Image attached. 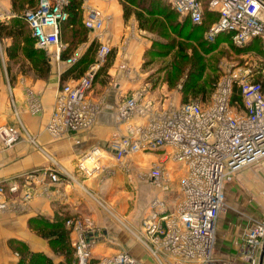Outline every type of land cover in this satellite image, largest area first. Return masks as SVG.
Masks as SVG:
<instances>
[{"label":"built area","instance_id":"obj_1","mask_svg":"<svg viewBox=\"0 0 264 264\" xmlns=\"http://www.w3.org/2000/svg\"><path fill=\"white\" fill-rule=\"evenodd\" d=\"M166 1L191 23H203L205 12L201 0ZM70 3L71 0H39L36 7L24 11L37 46L40 49L55 46L57 58H61L60 35L62 24L69 18ZM208 7L219 14L205 34L208 41L227 32L237 47L258 38L264 49V0H209ZM85 10L84 26L100 33L105 27L104 13L91 5ZM110 50L109 45H101L89 72L61 86L48 124L50 132L60 135L91 127L96 109L87 96ZM77 59L73 55L66 62L72 66ZM249 77L246 69L228 71L218 81L208 105L199 99L179 104L169 101L165 109L153 110V102L144 101V92L140 90L117 110L118 118L126 122V133H113L108 143L115 161L122 163L138 151L167 149L171 159L186 167L180 183L182 197L175 211L168 212L163 199L155 198L143 220L146 236L143 242L159 264L217 263L216 226L226 204L225 185L235 172L264 158V84ZM234 94L241 98V111L235 107L239 102L234 100ZM19 138L17 127L0 125L1 147H12ZM100 150L95 148L87 156H96L92 169L81 163L89 176L102 169ZM41 173L53 182L61 180L59 173L52 169L46 168ZM141 175L168 191L171 180L163 164H156ZM18 189L17 183L8 188L11 193ZM5 192V183L1 182L0 212L8 208ZM24 194L25 199L32 197L29 192ZM66 224L75 235L72 239L74 264H143L125 248L96 257L92 249L101 231L90 217L68 218ZM236 248L240 262L264 264V220L248 227Z\"/></svg>","mask_w":264,"mask_h":264},{"label":"crops","instance_id":"obj_2","mask_svg":"<svg viewBox=\"0 0 264 264\" xmlns=\"http://www.w3.org/2000/svg\"><path fill=\"white\" fill-rule=\"evenodd\" d=\"M208 2L209 0H201L202 7ZM87 5L104 13V29L100 33L87 30L85 39L77 36L73 39L69 37L70 28L62 26L60 38L65 58L61 57L62 51L61 58L56 57L55 46L49 48L52 51L48 56L50 70L44 77L30 63L28 69H9L7 62L16 60L19 54L21 58L24 55L19 53L10 58L7 51L13 45L12 39H0V125L17 127L20 133V138L12 147L0 146V183H5L9 203L8 208L0 212V264H18L22 256L21 250H28L30 254H45L54 264H69L65 253H60L55 243L49 238H43L31 226L30 222L37 218L59 221L88 216L97 223L101 231L92 249L94 255L100 257L116 253L118 250L110 246L115 228V221L110 217L112 211L98 202L95 196L96 190L104 189V185L99 188L102 186L100 182L104 181H98L94 175H87L81 168V163L95 148H99L102 149L101 154L108 155L98 156L101 158L100 172L109 174L113 170L110 166L115 159L108 143L113 133H126V122L118 118L117 110L136 91L143 90L142 98L153 102V110L168 107L166 80L149 79L148 72L139 69L143 53L150 44L147 38L157 33L140 24L136 10L126 14L121 0H82L83 19ZM205 9V22L210 23L219 16L210 7L204 8V12ZM16 14L12 0H0L1 22L8 23V19ZM224 34L230 33L224 32L216 37ZM72 42L73 45L70 44ZM103 44L116 49L117 57L108 71H102L103 74L97 72L93 87L88 92L87 97L96 109L94 123L87 129L65 131L60 135L50 132L48 124L61 86L73 83L89 72L94 62L92 58L97 57V51ZM73 55L78 56V59L70 66L66 60ZM27 61L29 62V58ZM78 62L80 65L76 66ZM196 99L205 105L202 99ZM238 104L241 106L240 102ZM137 119L136 117L135 121ZM125 159L122 163L115 162L127 170L131 182L136 181L144 187L154 184L141 174L156 164L164 165L171 183L175 185L174 194L169 195L170 189L162 194L166 200L164 203L167 202L164 205L168 212L175 211L182 197L180 183L186 173L185 165L171 159L167 149L138 151ZM255 164L243 167L235 174L243 170L249 172V167ZM46 168L58 172L61 180L53 182L48 176H43L41 171ZM90 168L92 169L91 166ZM235 174L225 185L226 204L218 216L214 246L216 264H244L236 257V246L248 227L264 220V205L256 209L252 205L247 207V203L244 206L236 203L234 198L239 189L234 186ZM12 183L19 185L15 193L8 190ZM26 192L32 194L30 199L24 198ZM73 237L75 235L72 232L71 241ZM131 252L143 264L151 259L149 252L140 256ZM74 260L75 253L70 264H74Z\"/></svg>","mask_w":264,"mask_h":264},{"label":"rangeland","instance_id":"obj_3","mask_svg":"<svg viewBox=\"0 0 264 264\" xmlns=\"http://www.w3.org/2000/svg\"><path fill=\"white\" fill-rule=\"evenodd\" d=\"M206 6L207 5L205 4L203 7L206 8ZM123 8L131 10L129 6H123ZM16 16L19 17L17 14L12 17ZM12 17L8 19L9 22L12 20ZM179 19L183 21L186 18L179 15ZM189 29L196 31L194 32L196 34L200 33L202 36L204 35L205 29L203 27H201L202 30H200V28L190 25ZM153 31L157 34L151 36L149 35V38H147L150 40V44L143 53L144 56L139 69L140 71L148 72L149 79L157 78L163 81L166 80L168 101L172 100L180 103L184 101L183 81L187 73H201L203 75V79L209 78L210 76L212 77L211 79L216 78L214 83L211 84V91L209 94L204 98L198 97L202 99L205 105L210 103L211 95L217 87L218 81L222 79V77H225L230 70L240 68L243 70L246 69L249 72V78L252 81H261L264 83V49L261 48L260 45H255V48H253L252 43L240 48L233 47L231 44L225 42L227 41L226 37L220 38L215 42V44H212V48L205 55L206 59L203 61L205 64L204 70L203 68L201 70L198 68L192 69L188 66L186 70L183 71L179 79L174 82H170L167 80V74L170 71L169 64H171L170 60L173 59L174 53L170 52L165 54V52L169 49L168 44H170L171 39L166 37L162 38L159 35L158 27H156ZM173 36L177 37V32L173 33ZM179 39L180 37L178 40ZM196 44L197 41L190 43L191 46ZM191 46L185 44L184 50H180L178 52L181 59H187L188 57H193L194 54H196L195 49L198 48L199 45L195 49ZM33 47L37 48L35 43L33 44ZM259 48L261 52L258 50ZM26 49H28V46H26ZM179 49L180 47L178 50ZM44 50L47 56H49L50 52H52L49 48ZM20 53L23 54V52ZM107 55L108 56L104 64L97 70L99 74H103L102 71H106L115 62V58L117 57L116 49L111 48ZM214 58L217 59L215 64H213ZM94 59L95 58L93 57V60ZM27 60L28 58H26L25 53L23 58H21V55L19 54L16 60L7 62V65L9 64V69L11 70L13 68L24 70L29 68L30 62ZM235 107L237 110L241 109L239 104ZM111 164L110 167L113 170L109 172V174L104 171L100 172L102 169L97 172L98 174H92L96 176L98 181H104L100 182L102 186H99V188H101L104 185V189L96 190L95 196L98 202L102 203L104 207H109V209H111L110 212L112 211V213H110V217L112 216L113 221H115V228L113 230L114 236H112V239L110 240V244L112 245H109L114 248V250H121L124 248L129 249L134 251V253L138 256L142 254L145 255V253L149 252L151 259L146 264H159L157 258L153 257L152 253L148 251L146 244L143 242L146 239L143 231V220L147 217V212L151 211V204L153 200L155 198H162L164 199L163 201H166L162 194L168 191H163L156 185H146V187H144L141 183H136V181L131 182L129 180V176H127L129 173H127L125 168L121 167L115 161L114 163L111 162ZM249 168L251 171L244 172L243 170V172L235 174L233 178L234 186L239 189V193L238 195L236 194L237 196H235L234 199L236 200V203L241 206H244V204L247 203V207L252 205L255 206L256 209H259L261 205H264V159L258 160L255 165H252ZM174 187L175 185H173L170 181L169 189L171 191L169 195L174 194ZM253 208L254 207H252V209Z\"/></svg>","mask_w":264,"mask_h":264},{"label":"trees","instance_id":"obj_4","mask_svg":"<svg viewBox=\"0 0 264 264\" xmlns=\"http://www.w3.org/2000/svg\"><path fill=\"white\" fill-rule=\"evenodd\" d=\"M38 3L39 0H12L13 11L16 12L19 17H13L8 23L0 21V39H12L13 45L8 48V56L10 58H14L20 52H23V55L25 53L26 58H29L31 66L40 74V76L44 77V75L49 74V57L47 56L44 49L33 47V44H36V42L35 38L32 36V29L28 22H26V20L23 18L25 13L24 11H26L27 8L36 7ZM122 3L123 6H129L131 10H136L140 24L143 27L152 31L158 27L159 35L162 38L166 37L171 39L170 44H168L169 49L165 52V54L170 52L174 53L173 59L170 60L171 64H169L170 71L167 74V80L170 82H174L175 80L179 79L183 71L186 70L188 66L192 69L198 68L201 70L203 68L204 70L205 64L203 61L206 59L205 55L212 48V44H215L218 39L226 37L227 43L231 44L233 47H237L235 44H233V38L231 37V34H224V36L221 35L215 41H208L205 37V33L208 31L209 27L219 17L217 12L216 13L218 17L210 21V23H207L205 22V17H207V10L205 9L204 20L202 21L203 23L195 24L191 23V21L187 18L181 21L179 19V13H177L176 10L172 8L171 4L166 0H122ZM81 4L82 0H71V3L67 8V11L69 12V18L62 24L63 27L68 26L70 28L71 32H69V37L71 36L73 39H75L76 36L82 39L86 38L87 28L84 26V22H82L84 21V15ZM206 5V7H208L207 3ZM131 10L126 9V14L132 12ZM190 25L200 28V30H202L201 27H203L205 29L204 35L202 36L200 33H194L196 31L189 29ZM176 32L177 37H180L179 40L177 37L173 36V33ZM194 41H197V44L191 46L190 43ZM251 43L253 48H255V45H260L262 48L260 39L258 38H254L253 41L247 43L246 45ZM70 44L73 45V42ZM185 44L191 46L194 49L199 45V47L195 49L196 54H194L193 57H188V60L181 59L178 53L180 50H184ZM26 46H28V49H26ZM179 47L180 49L178 50ZM258 50L260 51V48ZM64 53L65 50H63L61 53V57L63 58H65ZM94 58V60L92 58V61L95 62L96 57ZM216 58H214L213 64H215L217 60ZM76 64V66H78L80 63L78 62ZM211 78L212 77L210 76L209 78L203 79V75L201 73H187L183 81L184 101L182 102L195 100L198 97L204 98L207 96L211 91V84H213L216 80V78ZM233 97L234 100H237L241 103V98L238 96V94H234ZM67 219L68 218H64L63 220L59 221H46L42 218H37L31 221L30 224L32 227L37 229L38 233H40L43 238H49L53 244L55 243L60 253H65L67 263L70 264L74 257V248L70 238L71 229L67 228L66 224ZM20 253L22 254V257L18 264H54L50 257L42 253L30 254L28 250H21Z\"/></svg>","mask_w":264,"mask_h":264},{"label":"bare ground","instance_id":"obj_5","mask_svg":"<svg viewBox=\"0 0 264 264\" xmlns=\"http://www.w3.org/2000/svg\"><path fill=\"white\" fill-rule=\"evenodd\" d=\"M94 155L95 154H92L91 157L85 158L84 162H85V166L87 169H91L90 166L93 167L95 165L96 156H94ZM100 155H102L103 157L107 156L106 154H103V153L102 154L100 153Z\"/></svg>","mask_w":264,"mask_h":264}]
</instances>
